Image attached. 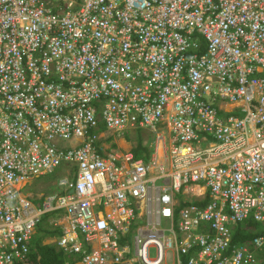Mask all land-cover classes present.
Returning <instances> with one entry per match:
<instances>
[{"label":"built area","instance_id":"2783aa9c","mask_svg":"<svg viewBox=\"0 0 264 264\" xmlns=\"http://www.w3.org/2000/svg\"><path fill=\"white\" fill-rule=\"evenodd\" d=\"M145 128L161 162L102 150ZM48 213L73 264H264V0H0V264Z\"/></svg>","mask_w":264,"mask_h":264},{"label":"trees","instance_id":"16d2710c","mask_svg":"<svg viewBox=\"0 0 264 264\" xmlns=\"http://www.w3.org/2000/svg\"><path fill=\"white\" fill-rule=\"evenodd\" d=\"M142 157V153L145 152ZM135 159H144L147 161L150 157L151 151L142 146V140L138 139L137 148L133 150ZM58 214V213H57ZM55 214H49L42 218L38 227L37 234L33 239V246L31 252V264H65L66 262L73 264L76 259L64 255L61 251L56 250L52 245H42L44 238H51L59 236L62 232L60 228L51 229L49 227V220L55 218ZM236 236L232 241V245L249 244L252 239L258 234L264 233V225L259 226L251 221L246 224H240L236 229ZM39 256V260L36 259ZM188 259L183 258V264H186Z\"/></svg>","mask_w":264,"mask_h":264},{"label":"crops","instance_id":"0c3cea01","mask_svg":"<svg viewBox=\"0 0 264 264\" xmlns=\"http://www.w3.org/2000/svg\"><path fill=\"white\" fill-rule=\"evenodd\" d=\"M145 129L147 130V133L145 135H148V136L152 135V138L153 137L155 138V140H154L155 141V146L152 147V145L150 143H148V142L145 143L143 141V139H142V146H144L145 148L147 147V149L151 151V154H150V157H149V159L147 161H143L144 159L142 157L145 156V153H146V151H145V152L142 153L141 159H138V160H142L143 162H148L152 158H154V159H157V161L161 162L163 160V155H164L163 154L162 142L156 140L154 132L150 131L147 128H145ZM133 130H135V129H133ZM126 131L127 130L118 132L116 140H114L112 138L111 134H107L106 139L100 141V143L102 145V150L103 151H113L117 155L118 158H121L125 154H129V153L134 157L133 150L135 148H137V143H138V138H136L137 135L135 134L136 131H131L130 133H128V135L130 137L133 136L134 138H133V142H132V140L130 138H126L128 140L127 143H126L125 139L123 138L124 136L127 137L126 136L127 133H125ZM165 134H166V131L164 130V133H161V135H165ZM163 144L165 145V142H163ZM115 164L119 165L120 164V160H117L115 162ZM67 169H71L70 175L68 176V178H72V175L75 172V167L74 166L64 167L63 169H60V170H62L63 174L59 178H62V177L65 176ZM43 177H45V176H43ZM58 179L56 181H54V182H49V183L45 184L46 186L43 187L44 191L41 190L42 193L46 194L47 193V189L49 191V189H53V187H54V189L58 188V186H57ZM45 188H46V190H45ZM38 194L41 195V192H39ZM62 223L64 224V222H62ZM164 226H168V224H165ZM130 260L131 259H124L123 263L127 264ZM166 260L169 262V259H166ZM167 261H166V263H168Z\"/></svg>","mask_w":264,"mask_h":264},{"label":"rangeland","instance_id":"374dc122","mask_svg":"<svg viewBox=\"0 0 264 264\" xmlns=\"http://www.w3.org/2000/svg\"><path fill=\"white\" fill-rule=\"evenodd\" d=\"M131 131H136L135 132V134L137 135L136 136V138H138V139H143V141L146 143V142H148V143H150L151 145H152V147H154L155 146V138L153 137L152 138V135L151 136H148V135H145L146 133H147V130L146 129H135V130H133V129H130V130H127L125 133H127L126 134V136L127 137H123L124 139H125V141H126V143L128 142V140L126 139V138H130L131 140H132V142H133V136H129L128 135V133H130ZM108 134H111L112 135V138L114 139V140H116V138H117V133H113V132H111V131H109L108 132ZM145 135V136H144ZM132 144V143H131ZM62 170H60V169H57V170H55L52 174H49V175H47V176H45V177H40V178H38V179H36L34 182H33V186H32V188H30L29 189V193L30 194H32L33 196H36L39 192H42V191H44V189H43V187L44 186H46L45 184H47V183H49V182H54V181H56L60 176H62ZM48 186V185H47ZM52 188V187H51ZM42 190V191H41ZM45 190H46V188H45ZM60 191V189L59 188H56V189H54V187H53V189H49V191H48V189H47V193L49 192V194H51V195H54V194H56V192H59ZM47 242V241H46Z\"/></svg>","mask_w":264,"mask_h":264},{"label":"clouds","instance_id":"9594fccd","mask_svg":"<svg viewBox=\"0 0 264 264\" xmlns=\"http://www.w3.org/2000/svg\"><path fill=\"white\" fill-rule=\"evenodd\" d=\"M114 133V132H113ZM135 159V158H134ZM135 160H137V159H135ZM205 202H209V199L207 198V201H205ZM49 214H55V213H48V214H46V215H49ZM46 215H44V216H46ZM43 216V217H44ZM42 217V218H43ZM42 220V219H41ZM62 222H64V219H62V215L60 214V213H56V216H55V218H53V219H50L49 220V227L48 228H51V229H55V228H60L61 230H62V232H61V234L59 235V236H55V237H51V238H44L43 240H42V245H52V246H54L55 248H56V250H59V251H61L62 252V250L58 247V244H57V240L63 235V233H64V227H65V222H64V224L62 223ZM40 223V222H39ZM39 223H38V225H39ZM38 225H37V227H38ZM259 226H262L261 224H258ZM37 227H36V229H35V233H34V236H33V239H34V237H35V235L37 234ZM33 239H32V241H31V250H32V246H33ZM47 241V242H46ZM32 252V251H31ZM31 252H30V254L28 255V257L31 259ZM30 259H29V263L28 264H31L30 263ZM36 259H38L39 260V256L36 258ZM65 264H71V263H68V262H66Z\"/></svg>","mask_w":264,"mask_h":264}]
</instances>
